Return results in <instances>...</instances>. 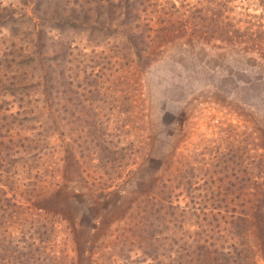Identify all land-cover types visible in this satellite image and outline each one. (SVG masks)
Returning a JSON list of instances; mask_svg holds the SVG:
<instances>
[{"label":"rangeland","instance_id":"374dc122","mask_svg":"<svg viewBox=\"0 0 264 264\" xmlns=\"http://www.w3.org/2000/svg\"><path fill=\"white\" fill-rule=\"evenodd\" d=\"M65 2L101 20L42 27L0 0V156L33 139L5 165L13 187L39 169L62 187L43 234L13 220L36 259L2 244L0 264H264V0H139L132 19L122 0Z\"/></svg>","mask_w":264,"mask_h":264},{"label":"trees","instance_id":"16d2710c","mask_svg":"<svg viewBox=\"0 0 264 264\" xmlns=\"http://www.w3.org/2000/svg\"><path fill=\"white\" fill-rule=\"evenodd\" d=\"M27 1L30 3L31 10L37 12L36 13L38 14L37 18L42 27L45 24L46 25L51 24L48 26L50 27L52 26L53 28H59L60 30L67 28V26L77 27L82 25L83 26L89 25L91 27H94L96 25L94 23H96V21L101 20L100 17L103 15V13L98 8V5L95 6L96 9L90 6L89 8L85 9L84 6H82L83 3L80 2L79 6L82 7H80V9H75L74 7L68 8L65 0H26V2ZM74 3L75 2H73L72 6H74ZM262 6H264V3L262 4ZM138 8H139V0H122V4L118 2V4L116 5V10L124 9V11H121L120 13L126 15V17L130 16V19H132L133 16L134 17L136 16L135 12L138 10ZM108 11H112V10H108ZM109 14L111 13H108L105 16V18L108 19V22L106 23L107 26L111 24L112 20H115L114 16L111 17ZM214 26H215L214 28H216L217 30H222L225 28L222 22L218 18L215 21ZM42 27H40V29H38L37 32L38 34L41 33L45 36L46 34L44 33V28ZM101 28H105V27H101ZM137 45H138L137 42H134L132 45V47H134L135 49L136 55L144 51L143 49L138 48ZM41 47H44L43 43ZM50 60H54L53 64L55 65L56 69L59 68L62 64V60L61 59L59 60V57L55 55ZM55 68H53L52 71H50V73L55 72L56 70ZM49 76L50 77H48V80L52 83V79L54 77L53 75H49ZM16 82L20 83V80H18L17 78ZM14 84L15 83H13V85ZM17 140L19 142L18 144L19 148H17L15 151L14 148H10L9 154L0 156V245L6 244L4 251L9 253L7 254L6 258H9V255L12 258H14L13 253L16 252L17 250L16 247L19 246L22 248H27V253L23 255L25 257V260H28V257L29 259L35 260L36 258H34L33 255H34V250H36V248L33 246V243H30V241L34 242V239H31V233L30 235L27 236L26 240L20 241L21 243H24V245H19V244L16 245V243L19 242L15 241V237H14L15 235H13L12 233L13 220L14 219L18 220L19 223L20 221H23L25 222V224L29 225V228L33 227L35 234H38V230L40 234H43V231L40 230L46 229V224L45 222L39 223L38 220L40 218L44 219L46 215L50 214L49 213L51 212L50 205H52V203L58 198V196L62 192V187L57 183H55V178L56 176H58L56 174V170L54 171L50 170L48 171V173H45L43 170L40 169L34 172L32 170L27 171L26 173L24 172L23 174L25 175L23 182L18 183L13 187V185L15 184V180L11 178L10 169L5 167V165L10 166L12 164L11 162L13 160H10V155H13L12 152L14 153V155L17 152L19 154L20 153L31 154V156L34 157V155L30 151H27V148L29 147L34 149V146L32 145L33 139L31 140L26 137H23ZM8 147L9 146H7V148ZM58 161L61 162L62 166L64 164V167L67 165L66 158L64 156L60 158ZM103 174H107V178H110L109 172L105 171L103 172ZM100 179H102V177H100ZM207 189H208L207 192L210 193L214 192L211 191L213 190L211 188H207ZM160 190H165V189L160 188ZM167 191L168 190H166L165 192ZM42 203L45 207H43L42 205L40 206V204ZM215 205H216L215 202L209 204V206L213 208ZM185 208L187 209V207ZM204 213L206 214V211H204ZM218 227L220 229H224L230 232V230H233L235 228L237 229L238 224L237 222L229 221V222H224V225L222 227L220 226ZM179 228H181V226ZM4 230L6 231L4 232ZM5 237L7 238L5 239ZM38 240L42 242V244H45L46 240H41V239ZM157 240H159V237L157 238ZM1 249L2 248L0 246V261H3L5 259L3 256L4 254L2 253L3 251ZM185 249L186 247H184V249L183 247H181L180 250L185 251ZM170 253L168 255L165 254L163 255V253H161L159 254L160 255L159 258L155 257L157 259L156 264L157 262H160V264H165L166 263L165 258L167 260L166 264H170V262H168V259L170 258ZM208 253L209 252H207L202 256L200 263L206 262L207 264H210L207 262V258H206V256H208ZM140 254L143 253L140 252ZM219 255L220 256L218 258L216 257L215 263L226 264L228 261V255L222 253V251L219 252ZM174 256L175 259L176 257L181 258L180 255L174 254L172 256L171 253V257ZM183 257H184L183 258L184 261L182 260L181 262H179V264H189L191 261L190 254L185 251V255H183ZM41 259L44 260L43 258ZM151 259L153 260V258ZM130 264H134V262H131Z\"/></svg>","mask_w":264,"mask_h":264}]
</instances>
